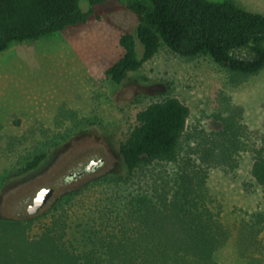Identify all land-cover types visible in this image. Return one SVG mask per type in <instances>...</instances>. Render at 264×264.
Instances as JSON below:
<instances>
[{
  "label": "rangeland",
  "instance_id": "rangeland-1",
  "mask_svg": "<svg viewBox=\"0 0 264 264\" xmlns=\"http://www.w3.org/2000/svg\"><path fill=\"white\" fill-rule=\"evenodd\" d=\"M236 1L264 13V0ZM138 22L126 0H112L86 23L0 52V214L33 217L34 236L62 205L81 213L108 203L127 215L143 194L159 204L177 200L209 208L221 225L219 264H264V184L253 174L264 145V68L234 71L208 54L162 45L117 86L107 69L125 52L121 35ZM169 96L191 110L177 157L129 171L121 142L142 109ZM42 152L36 169L13 175ZM95 155L106 157L98 169L69 191L56 186L38 214L27 212L40 187Z\"/></svg>",
  "mask_w": 264,
  "mask_h": 264
},
{
  "label": "trees",
  "instance_id": "trees-1",
  "mask_svg": "<svg viewBox=\"0 0 264 264\" xmlns=\"http://www.w3.org/2000/svg\"><path fill=\"white\" fill-rule=\"evenodd\" d=\"M108 1L112 0H0V52L14 41L86 23L98 5ZM126 2L139 22L121 35L125 52L107 69L117 86L162 45L182 56L208 54L234 71L255 73L264 68V13L236 0ZM190 112L177 96L142 109L139 123L119 147L127 169L132 172L157 158L175 159ZM255 151L253 174L264 184V145ZM46 156L47 152L37 154L13 175L36 169ZM139 200L137 206L136 200L127 206V215L121 206L108 203L81 213L62 205L34 236L28 232L33 217L0 214V264H219L221 225L209 208L188 207L177 200L159 204L145 194Z\"/></svg>",
  "mask_w": 264,
  "mask_h": 264
},
{
  "label": "flooded vegetation",
  "instance_id": "flooded-vegetation-1",
  "mask_svg": "<svg viewBox=\"0 0 264 264\" xmlns=\"http://www.w3.org/2000/svg\"><path fill=\"white\" fill-rule=\"evenodd\" d=\"M101 158H103V161L100 164L95 163L92 166H90L93 160H95V159L99 160ZM88 160L89 161H83L82 160L78 164L77 167H73L71 170L66 171L65 173L64 172L59 173L57 178L54 180V182H52L50 185H48V184L47 185H43L42 187H44V186H53L56 189V191H58L56 186H61L62 187L61 190L69 191V189H71V187L73 186V184L71 183L72 181L77 180V179H81V181H82L83 178H85V176H87L88 173L98 169L103 164V162H105L106 157H104V155L103 156L95 155V156L91 157ZM42 187H40L38 190H40ZM38 190H37V192H38ZM37 192H36V194H37ZM36 194H35V196H36ZM34 197H33V199H34ZM55 197H56L55 195L52 196V198L50 199V201L48 203L53 201ZM33 199L29 203V205L33 202ZM27 212H28V207H27Z\"/></svg>",
  "mask_w": 264,
  "mask_h": 264
},
{
  "label": "water",
  "instance_id": "water-1",
  "mask_svg": "<svg viewBox=\"0 0 264 264\" xmlns=\"http://www.w3.org/2000/svg\"><path fill=\"white\" fill-rule=\"evenodd\" d=\"M103 161V158L99 160H93L91 165L97 163L100 164ZM56 194V189L53 186H44L40 190H38L36 196L33 199V202L27 206L28 207V213L31 215H34L38 212H40L43 207H45L52 196Z\"/></svg>",
  "mask_w": 264,
  "mask_h": 264
}]
</instances>
